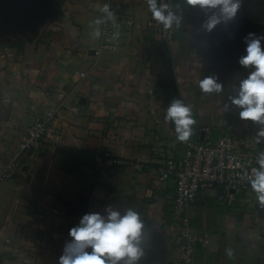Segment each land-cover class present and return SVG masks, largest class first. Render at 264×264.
I'll list each match as a JSON object with an SVG mask.
<instances>
[{
    "label": "crops",
    "instance_id": "obj_1",
    "mask_svg": "<svg viewBox=\"0 0 264 264\" xmlns=\"http://www.w3.org/2000/svg\"><path fill=\"white\" fill-rule=\"evenodd\" d=\"M52 3L45 2L54 10L53 23L32 42V50L12 60L15 54L0 44V163L17 151L36 115L61 104L40 146L13 178L0 182V264H60L72 241L70 229L87 213L107 217L109 208L140 216L143 255L135 264H182L174 252L181 213L173 204L174 180L155 176L164 159L184 153L175 124L165 116L171 102L181 100L195 120L189 139H200L203 132L204 141L215 142L229 134L246 139L249 152L264 150V137H258L262 126L241 119L242 109L232 104L252 70L239 64L246 35L234 32V38L221 18L208 30L213 13L186 0L174 3L179 23L169 41L154 32L147 0ZM104 5L115 20L132 24L123 26L115 53L96 56ZM238 10L261 24L257 34L264 36V0H240ZM261 45L264 49V40ZM229 56L234 61L225 63L222 58ZM207 77L222 85L219 92H202L199 83ZM62 150L87 152L92 165L67 174ZM105 151L139 160L144 169H97L95 156ZM27 183L32 196L18 191ZM233 192L227 205L213 186L188 208L192 229L208 235L205 246H196L193 264H264V207L258 209L252 188Z\"/></svg>",
    "mask_w": 264,
    "mask_h": 264
},
{
    "label": "built area",
    "instance_id": "obj_2",
    "mask_svg": "<svg viewBox=\"0 0 264 264\" xmlns=\"http://www.w3.org/2000/svg\"><path fill=\"white\" fill-rule=\"evenodd\" d=\"M176 0H156L157 7L167 5L165 14L171 11L175 15L174 3ZM129 19L115 20L104 14L101 22L100 40L96 56L104 53H115L120 46L121 31L123 26H130ZM154 32L163 41L172 39L176 22L170 28H165L162 23L154 19L152 25ZM86 72H80V78H84ZM63 100L65 95L60 93ZM61 106L51 108L34 117L25 129V136L18 145L17 151L0 163V182L13 178L26 158L31 157L43 138L50 131ZM76 110V108H74ZM58 143L63 140L58 138ZM178 142L184 147V153L178 158H166L155 169L158 181L173 178L175 184L173 204L181 210L178 220V232L174 237V252L182 264H193L195 248L198 244L205 246L208 243V235L195 232L189 221L188 208L195 201L196 196L206 190L217 186L220 189V198L231 205L234 200L233 191L247 190L251 188L249 177L254 179L252 169H259L258 159L264 150L247 151L249 143L246 139L235 135H224L215 142H207L200 139H188ZM97 169L102 168H130L136 172L144 169L143 162L139 160L116 157L105 151L95 156ZM258 203V209H262ZM42 216L39 215V218Z\"/></svg>",
    "mask_w": 264,
    "mask_h": 264
},
{
    "label": "clouds",
    "instance_id": "obj_3",
    "mask_svg": "<svg viewBox=\"0 0 264 264\" xmlns=\"http://www.w3.org/2000/svg\"><path fill=\"white\" fill-rule=\"evenodd\" d=\"M149 10L153 18L170 28L178 18L168 11L167 5L157 7L156 0H147ZM189 5H198L203 9L219 8L220 15L227 20L233 19L240 7V0H186ZM103 12L115 22L114 13L104 5ZM217 16L209 18L206 27L208 30L219 23ZM96 23H100L99 20ZM100 33L97 32L96 36ZM264 36H256L249 33L244 42L247 45L246 55L239 59V64L251 68L247 78L240 81L238 96L232 98V104L242 110L239 115L245 121L259 123L262 127L258 137H264V49L261 41ZM199 87L204 93L219 92L222 85L215 77H207L200 81ZM166 122L175 124V131L179 141H187L192 135V125L195 120L192 117L190 106L181 100H173L167 109ZM259 143V139L257 140ZM259 169L253 168L254 179L249 177L252 190L257 194V199L264 206V153L258 159ZM107 217L98 213L84 214L79 224L70 229L69 235L72 241L65 247L64 254L60 258V264H135L143 255L139 247L143 224L136 211L129 209L121 216L118 211L108 210ZM91 248V252L86 249Z\"/></svg>",
    "mask_w": 264,
    "mask_h": 264
},
{
    "label": "rangeland",
    "instance_id": "obj_4",
    "mask_svg": "<svg viewBox=\"0 0 264 264\" xmlns=\"http://www.w3.org/2000/svg\"><path fill=\"white\" fill-rule=\"evenodd\" d=\"M52 1L54 7L56 5L60 7L62 3V0ZM29 10L31 9L28 0L25 3H21L20 0H0V44H3L12 54H15L12 60H16V54H21L26 49L32 50V42L37 40L40 34H44L45 27L53 23L51 20H53L52 16L55 14L54 10L43 8L37 15H33ZM2 66L3 63L0 62V69ZM1 159L2 157H0V162L4 160ZM21 186L18 191L32 196V184L27 183ZM9 201V204L14 205L19 203L20 199ZM29 207L32 208V200H29Z\"/></svg>",
    "mask_w": 264,
    "mask_h": 264
},
{
    "label": "water",
    "instance_id": "obj_5",
    "mask_svg": "<svg viewBox=\"0 0 264 264\" xmlns=\"http://www.w3.org/2000/svg\"><path fill=\"white\" fill-rule=\"evenodd\" d=\"M21 3H25L27 2V0H20ZM46 0H31L28 1V5L29 8L31 10H29V12L34 15V14H38L43 8H46V4H45ZM207 11H211L213 13V15L217 16L218 19H225L223 16L220 15L219 12V8L217 9H205ZM32 15V16H33ZM226 22L229 24V29L231 32V35H233V37L235 38V34H232L234 32H238L240 34V36L242 37V34H245L246 36L249 33H254L256 36H258L257 32L261 31L262 29V25L258 24L256 22H254L251 17L247 16L246 14H244L243 12H241L240 10L237 11L236 16L231 19V20H227ZM232 37V36H231ZM235 40V39H233ZM235 43V41H234ZM230 58H222L223 61L225 63L227 62H233L235 58L229 56ZM200 140H203V132L200 133Z\"/></svg>",
    "mask_w": 264,
    "mask_h": 264
},
{
    "label": "trees",
    "instance_id": "obj_6",
    "mask_svg": "<svg viewBox=\"0 0 264 264\" xmlns=\"http://www.w3.org/2000/svg\"><path fill=\"white\" fill-rule=\"evenodd\" d=\"M62 170L67 174H73L84 166L92 165L90 154L78 150H62Z\"/></svg>",
    "mask_w": 264,
    "mask_h": 264
},
{
    "label": "flooded vegetation",
    "instance_id": "obj_7",
    "mask_svg": "<svg viewBox=\"0 0 264 264\" xmlns=\"http://www.w3.org/2000/svg\"><path fill=\"white\" fill-rule=\"evenodd\" d=\"M28 1H31V0H28Z\"/></svg>",
    "mask_w": 264,
    "mask_h": 264
}]
</instances>
